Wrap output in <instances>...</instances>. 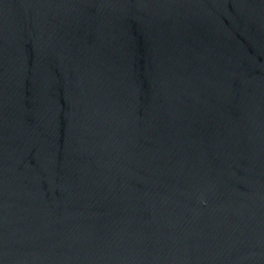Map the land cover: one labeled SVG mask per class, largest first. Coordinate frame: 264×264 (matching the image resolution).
Here are the masks:
<instances>
[{
    "label": "water",
    "instance_id": "water-1",
    "mask_svg": "<svg viewBox=\"0 0 264 264\" xmlns=\"http://www.w3.org/2000/svg\"><path fill=\"white\" fill-rule=\"evenodd\" d=\"M0 264H264V0H0Z\"/></svg>",
    "mask_w": 264,
    "mask_h": 264
}]
</instances>
